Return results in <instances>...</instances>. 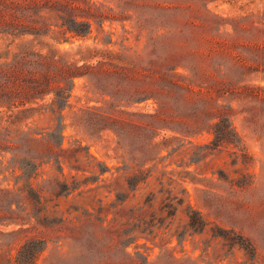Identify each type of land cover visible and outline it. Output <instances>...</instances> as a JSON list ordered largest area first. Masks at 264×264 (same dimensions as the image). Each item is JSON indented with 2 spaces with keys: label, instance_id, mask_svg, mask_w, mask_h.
<instances>
[{
  "label": "rangeland",
  "instance_id": "374dc122",
  "mask_svg": "<svg viewBox=\"0 0 264 264\" xmlns=\"http://www.w3.org/2000/svg\"><path fill=\"white\" fill-rule=\"evenodd\" d=\"M92 1L113 8L116 6L115 0ZM147 1L154 3L158 0ZM162 4L178 6L171 14L181 20L189 18L203 22L201 13L235 18L237 21L233 23L236 24L234 28H238L235 37H214L226 43L228 49L233 52L236 51L233 50L234 43L245 47L242 55L251 67L245 81L264 87V0H165ZM127 9H130L129 14L133 13L131 7ZM141 9L147 13L152 12L149 7ZM164 15L162 21L167 23L165 17L168 14ZM132 23L125 22V27L130 33H125L128 38L123 40V46L131 48L129 54H133L135 50L138 53L143 50L136 69L140 83L124 80L122 76L109 75L104 77L105 79L96 80L92 86L86 78L79 77L74 79L67 104L59 103L61 110L57 104L51 105L50 100H47L24 112H0L2 125L12 129L27 126L33 131L43 132L59 129L62 118L66 136L64 146L78 139L95 158L94 168L79 163L85 171H77L64 164L63 175L69 182L72 180L71 175H76L80 181L84 177L96 175L99 169L97 163L110 168L109 172L100 176L106 179L105 183L88 182L87 185H81L69 193L56 198L52 196V199L46 202L48 212L56 210L55 214L65 220L60 232L45 231L40 227L33 229V223L21 225L24 229L30 227L21 232H15L19 225L1 226L0 264H6L8 261L10 264H18L16 257L21 246L33 237L47 240V246L36 259V264H48L49 256L56 255L57 252L69 257L68 261H62L61 264H96L100 258L107 255L114 259L112 253L96 251V248L79 257L80 253L76 249L82 253L83 242L103 246L110 234L102 227L116 229L121 227L122 223H126L125 227L128 229H135L129 237L135 236L136 239L127 244L125 252L138 261L146 259L153 262L159 257H174L189 260L194 264H264V138H257L253 126L242 120L235 102L232 103L234 110L228 113L233 128L242 139L241 144L236 147L229 144L213 152L201 150L198 146L209 143L211 135L203 133L191 136L176 130L185 129L181 120L189 119L186 111L189 104L180 97L179 91L164 87L167 84L162 80L161 74L166 67L176 65L173 72L188 75V69L184 65L187 60H182L181 56L177 55L180 51L187 53L193 48L189 37H194L196 32L188 29L189 36L186 33L166 34L156 39L155 34L148 30H143L138 36L137 30L131 27ZM168 25L173 24L170 22ZM239 28L245 29V32H241ZM92 29V33L85 37L72 36L70 33H52L50 37L35 42L34 46L42 52L66 54V58L76 61L77 65H96L98 60H107L111 63L105 65V68L117 70L120 61L116 56H108L107 52H121V25L118 22L109 24L106 21L103 31L95 23ZM224 30L229 34L233 33L231 25L224 26ZM109 32H112L111 42L107 43ZM147 42L148 45L144 47ZM179 42L180 45L177 44ZM18 44V40L11 43L10 38L0 36L1 59L11 58L18 51ZM126 53L128 54V51ZM187 55L190 61L195 59L190 53ZM126 59L129 61L131 58ZM166 60L169 64H166ZM216 73L219 79L220 74ZM230 79L235 81L234 78ZM130 87H139V91L147 88V95L150 96L134 101L135 98L129 94L132 90L127 89ZM111 93L114 94L113 98L110 97ZM189 95L193 98L197 96ZM213 95L217 97L219 92L215 91ZM110 103L120 104L117 109L127 113L115 114L126 121L157 127V134L152 142L153 151L147 157L138 158L142 144L147 140L137 136L139 129L136 127L128 128V136L119 141L118 136L110 130H93L91 134L74 121L75 115L85 107H103L109 112ZM219 103H222L220 96ZM179 110H182L180 114ZM152 114H158V117H149ZM9 158V153L0 151V181L4 187L15 189L22 186L26 180L18 177L22 171L18 168L13 170ZM139 170H142L143 174L147 173V178L140 182L135 190H129L124 201H118V190H115V186L107 185L118 177V182L126 186L125 178ZM57 174L55 164L49 163L40 168L33 181L43 184V180ZM45 195L48 199L51 198L48 192ZM189 208L199 211L205 220L202 232H195L187 226ZM85 219L87 222L80 229L71 231L72 224L83 222ZM213 231H230L250 238L257 247L259 260L251 263L244 250L239 249L237 245L229 249L224 239L212 236ZM71 234L82 236V241L78 244L74 242V247L64 239L65 235ZM56 235L62 236L59 247L54 243Z\"/></svg>",
  "mask_w": 264,
  "mask_h": 264
},
{
  "label": "trees",
  "instance_id": "16d2710c",
  "mask_svg": "<svg viewBox=\"0 0 264 264\" xmlns=\"http://www.w3.org/2000/svg\"><path fill=\"white\" fill-rule=\"evenodd\" d=\"M115 1L116 6L113 8L92 0H0V36L10 38L11 43L15 40L19 41L18 51L11 58L2 60L0 56V112H24L47 100H50L51 105L57 104L58 109L61 110L59 103L67 104L74 79L79 77L86 78L92 86L96 80L105 79L104 77L109 75L122 76L124 80L140 83L136 69L137 61L142 57L143 50L139 53L135 50L133 54H129L131 48L123 46V40L128 38L125 37V33H130L125 27V22L128 21L133 22L131 27L137 30L138 36L143 30H148L155 34L156 39L166 34L183 35L186 33L188 35V29L196 32L194 37H189L193 48L187 52L195 59L193 61L187 59V53H183L185 51H180L177 55L181 56L182 60H187L184 65L188 69V75L173 72L176 65L166 67L161 74L162 80L167 84L164 87L179 91L180 97L189 104L186 108L189 119L181 120L185 129L176 130L191 136L203 133L211 135L212 139L209 143L198 146L201 150L213 152L229 144L236 147L241 144L242 139L233 128L228 113L234 110L232 103L235 102L238 113L242 115V120L253 126L257 138H264V87L251 85L245 81L251 70L242 55L245 47L234 43L233 50L236 51L233 52L228 49L226 43L214 37L219 35L235 37L238 33V28H234L236 24H233L237 21L235 18L201 13L203 22H196L189 18L181 20L171 14V11L178 9V6H165L162 4L165 0H158L154 3L147 0ZM127 7H131L133 13L129 14L130 9ZM145 7H149L152 12L147 13L141 9ZM164 13L168 14L165 17L167 23L162 21ZM106 21L109 24L118 22L123 30L121 52H107L108 56H116L120 61L117 70L105 68V65L111 63L107 60H98L96 65L85 63L77 65L76 61L67 59L66 54L42 52L34 46L35 42H40L42 38L50 37L56 32L85 37L92 33L93 23L103 31ZM170 22L173 25H168ZM226 25L232 26V34L224 30ZM53 27L58 30L56 31ZM239 30L245 32L243 28ZM111 34L112 32L108 33L107 43L111 42ZM136 39L139 40V37ZM177 44L180 45L181 42ZM147 45L148 42L144 47ZM126 58L131 59L128 61ZM165 62L169 64V61ZM216 72L220 74L219 79ZM230 78H234L235 81H231ZM138 88H127L132 90L129 94L135 98L134 101L144 100L150 96L147 95L149 89L144 88L139 91ZM215 91L219 92L217 97L213 95ZM137 94L143 95L139 97L136 96ZM189 94L197 96L193 98ZM219 96L222 97V103H219ZM110 97L113 98L114 94L111 93ZM110 105L109 112L103 107H85L75 115L74 121L91 134L93 130L94 132L110 130L118 136L119 141L128 136V128L136 127L139 129L137 136L147 140L146 143L143 142L138 158L143 159L151 154L157 127L135 124L131 120L126 121L115 114V112L127 113L117 109L120 104L110 103ZM181 112L182 110H179V114ZM149 117L157 118L158 114H152ZM61 121L62 118L59 129L55 128L45 132L33 131L30 126L12 129L3 126L0 122V151L10 154L9 164L13 166V170L20 169L22 173L18 177L26 180L22 186L15 189L4 187L0 181V227L19 225L15 232H21L30 228L24 229L21 225L33 223L31 226L33 229L40 227L45 231L60 232L65 220L62 216L58 217L55 214L56 210L48 212L46 202L51 200L52 196L56 198L61 194L69 193L81 185H87L88 182L105 183L106 179L100 176L109 172L110 168L102 163H97L99 169L96 175L84 177L82 181L78 180L76 175L70 176L72 179L70 182L65 178L64 164H68L71 169L85 171L81 169L79 163H84L88 168H94L95 158L78 139L64 146L65 125ZM242 155L246 154L242 153ZM49 163L55 164L58 174L43 180V184L35 183L33 179L38 176L40 168ZM147 176V173L143 174V171L139 170L136 174L125 178L126 186L118 182L120 179L118 177L107 186H115V190H118L116 199L124 201L128 196V191L135 190ZM45 192L51 195L50 199L46 197ZM188 214L187 226L195 232H202L206 223L201 213L189 208ZM85 222L87 219L72 224L71 231L80 229ZM125 225L126 223H122L121 227L116 229H111L109 226L102 227L107 234H110L108 241L104 242L103 246L83 242L81 246L84 251L81 253L79 249H76L80 253L78 256L84 255L86 251L90 253L92 248H96V251H108L114 256V259L108 255L105 258L102 257L96 264H194L189 260H179L174 257H159L153 262L146 259L138 261L134 256L125 252L127 244L136 239L135 236L129 237L135 229H128ZM231 233L230 231H224V233L213 231L212 236L224 239L229 249L237 245L239 249L244 250L251 263L257 262L259 253L255 243L243 235L236 233L232 235ZM61 238V235L55 237L54 243H57V247L60 246ZM64 239H67L69 245L74 247V242L78 244L80 240L82 241V236L71 234V236L65 235ZM46 246L45 238L27 239L19 250L16 262L36 264V259ZM115 258L116 261H114ZM68 259L69 257H64L57 252L56 255L49 256L47 261L48 264H61L62 261H68Z\"/></svg>",
  "mask_w": 264,
  "mask_h": 264
}]
</instances>
